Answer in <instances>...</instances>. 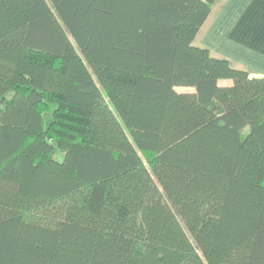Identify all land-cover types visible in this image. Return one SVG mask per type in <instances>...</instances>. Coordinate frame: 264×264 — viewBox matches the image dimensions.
Listing matches in <instances>:
<instances>
[{"label": "trees", "instance_id": "obj_1", "mask_svg": "<svg viewBox=\"0 0 264 264\" xmlns=\"http://www.w3.org/2000/svg\"><path fill=\"white\" fill-rule=\"evenodd\" d=\"M214 2L0 0V264H264V77L194 45Z\"/></svg>", "mask_w": 264, "mask_h": 264}, {"label": "crops", "instance_id": "obj_2", "mask_svg": "<svg viewBox=\"0 0 264 264\" xmlns=\"http://www.w3.org/2000/svg\"><path fill=\"white\" fill-rule=\"evenodd\" d=\"M193 43L264 77V0H215Z\"/></svg>", "mask_w": 264, "mask_h": 264}, {"label": "rangeland", "instance_id": "obj_3", "mask_svg": "<svg viewBox=\"0 0 264 264\" xmlns=\"http://www.w3.org/2000/svg\"><path fill=\"white\" fill-rule=\"evenodd\" d=\"M177 90L185 92V91H192L193 89L192 88L179 87V88H177ZM55 156L60 159L61 158V153L57 152Z\"/></svg>", "mask_w": 264, "mask_h": 264}]
</instances>
